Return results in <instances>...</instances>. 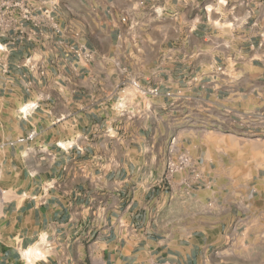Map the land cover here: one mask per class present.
Wrapping results in <instances>:
<instances>
[{
  "label": "crops",
  "instance_id": "crops-1",
  "mask_svg": "<svg viewBox=\"0 0 264 264\" xmlns=\"http://www.w3.org/2000/svg\"><path fill=\"white\" fill-rule=\"evenodd\" d=\"M24 2L61 34L0 26V264H264V0Z\"/></svg>",
  "mask_w": 264,
  "mask_h": 264
},
{
  "label": "built area",
  "instance_id": "built-area-1",
  "mask_svg": "<svg viewBox=\"0 0 264 264\" xmlns=\"http://www.w3.org/2000/svg\"><path fill=\"white\" fill-rule=\"evenodd\" d=\"M37 12V13H36ZM32 17L38 19L36 21V26L38 27L39 31H42L43 28H50L55 33L61 34V30L59 25L56 21V14L54 7H41L35 9L34 7L27 5L24 0H0V26L1 23H8L11 24L14 21H17V26L20 27L23 25V22L29 21ZM2 28V27H1ZM77 58H82L83 60L88 61L91 58V52L81 44H77L74 47H71L70 51ZM65 57H68V54L65 53ZM37 71L39 74L43 75L45 72L44 66L40 65L37 67ZM134 86H136L134 84ZM151 95H157L158 92L156 89L148 91ZM242 121L243 119H239ZM35 136V133L31 131L25 137L19 138L16 141L8 143L9 145H14L16 143H24L27 141H31ZM174 144L175 139H171L170 145L167 148V153L172 154L174 153ZM186 159L180 158L177 162H174L171 159H168L165 165V173L164 177L169 180L174 174H177L180 170L187 166Z\"/></svg>",
  "mask_w": 264,
  "mask_h": 264
},
{
  "label": "rangeland",
  "instance_id": "rangeland-1",
  "mask_svg": "<svg viewBox=\"0 0 264 264\" xmlns=\"http://www.w3.org/2000/svg\"><path fill=\"white\" fill-rule=\"evenodd\" d=\"M255 138V137H254Z\"/></svg>",
  "mask_w": 264,
  "mask_h": 264
}]
</instances>
